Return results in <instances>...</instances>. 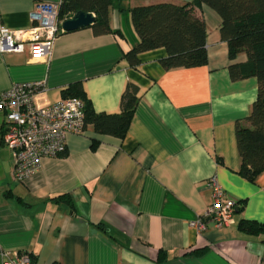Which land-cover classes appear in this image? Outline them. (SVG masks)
<instances>
[{
    "label": "crops",
    "instance_id": "obj_1",
    "mask_svg": "<svg viewBox=\"0 0 264 264\" xmlns=\"http://www.w3.org/2000/svg\"><path fill=\"white\" fill-rule=\"evenodd\" d=\"M58 1L0 0V28L27 29L37 3ZM190 1L113 0L109 33L94 34L90 26L64 31L42 62L31 60L27 47L0 52V93L40 81L39 105L78 85L95 112L118 113L127 83L138 87L124 138L87 124L67 135L63 154L43 158L22 182L12 175L0 112V253L25 250L38 264H158L162 250V264H264V231L239 228L241 220L264 225V171L254 180L239 173L235 137L238 123L248 125L258 84L255 77L232 80L228 71L246 54L228 57L221 17L203 4L206 64L165 69L164 48L139 53L134 66L125 58L139 41L132 7ZM210 177L238 205L234 223L199 233L190 221L211 201ZM61 194L71 204L57 200Z\"/></svg>",
    "mask_w": 264,
    "mask_h": 264
},
{
    "label": "trees",
    "instance_id": "obj_2",
    "mask_svg": "<svg viewBox=\"0 0 264 264\" xmlns=\"http://www.w3.org/2000/svg\"><path fill=\"white\" fill-rule=\"evenodd\" d=\"M113 0H62L58 19L63 21L78 10L94 13L90 26L94 34L111 32L109 9ZM205 4L221 17L220 36L226 41L228 57L234 59L245 53L246 61L232 63L228 71L232 80L255 77L257 95L246 120L248 125H236V145L241 159L239 173L254 180L264 171V0H192L183 4L171 2L134 6L130 9L132 24L139 41L126 54L130 65L138 64V54L164 48L167 55L160 60L165 69L196 67L207 63L206 25L199 13ZM65 96L84 100L85 126L91 124L96 133L124 138L138 101V87L127 83L118 113L95 112L86 101L83 90L73 85L64 91ZM97 141H92V147ZM67 199L61 194L56 199ZM239 228L248 233L264 231V225L256 221L241 220ZM166 254L159 250L155 258L162 264Z\"/></svg>",
    "mask_w": 264,
    "mask_h": 264
},
{
    "label": "built area",
    "instance_id": "obj_3",
    "mask_svg": "<svg viewBox=\"0 0 264 264\" xmlns=\"http://www.w3.org/2000/svg\"><path fill=\"white\" fill-rule=\"evenodd\" d=\"M62 0L37 3L30 12L31 26L12 30L0 28V52H22L25 47L30 59L42 62L49 59L56 37L64 32L58 19ZM40 81L15 83L0 93V112L4 113L3 143L10 149L15 181L22 182L35 173L41 160L64 153L66 137L82 133L85 128L84 101L66 97L53 103L39 105L34 94L42 89ZM208 186L211 201L190 226L199 233L209 224L216 228L234 223L237 201L227 195L215 177ZM0 264H38L25 250H3Z\"/></svg>",
    "mask_w": 264,
    "mask_h": 264
},
{
    "label": "water",
    "instance_id": "obj_4",
    "mask_svg": "<svg viewBox=\"0 0 264 264\" xmlns=\"http://www.w3.org/2000/svg\"><path fill=\"white\" fill-rule=\"evenodd\" d=\"M95 21V16L92 12L78 10L71 17L62 21L64 31H72L83 27L91 26Z\"/></svg>",
    "mask_w": 264,
    "mask_h": 264
}]
</instances>
